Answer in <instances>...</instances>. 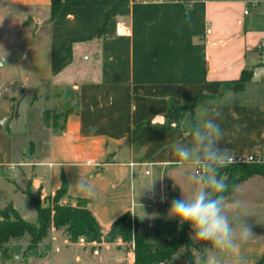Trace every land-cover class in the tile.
<instances>
[{
	"label": "crops",
	"instance_id": "0c3cea01",
	"mask_svg": "<svg viewBox=\"0 0 264 264\" xmlns=\"http://www.w3.org/2000/svg\"><path fill=\"white\" fill-rule=\"evenodd\" d=\"M1 1L34 11L38 35L47 32L42 40L49 44L48 72L40 73L32 57L33 79L71 85L76 94L75 108L62 126L48 128L47 152L37 164L33 185L54 194L66 181L69 195L87 199L104 230L127 212L143 223L141 207H146L149 191L165 199L155 209L161 220V213H169L171 202L181 197L182 185L193 190L189 174L202 186L196 165H182L172 146L192 147L190 132L206 120L220 125L219 144L229 154H264V50L259 47L264 0L248 14L244 10L252 0ZM54 6L56 14L52 11L44 19L41 12ZM81 60L83 71L76 79L72 70ZM245 70L253 76L243 89L227 87ZM199 95L203 97L193 116L179 121L167 116L173 100L185 102ZM82 181L92 186V195L77 187ZM189 233L193 243L205 249L199 262L196 253V264H211L212 245L195 238L192 228ZM145 241L152 246L166 242L147 235ZM183 252L184 247L167 264H176L179 256V264H186ZM263 255L251 264H259ZM127 259L136 264L135 250L117 258L120 263ZM3 264L27 261L16 254Z\"/></svg>",
	"mask_w": 264,
	"mask_h": 264
},
{
	"label": "rangeland",
	"instance_id": "374dc122",
	"mask_svg": "<svg viewBox=\"0 0 264 264\" xmlns=\"http://www.w3.org/2000/svg\"><path fill=\"white\" fill-rule=\"evenodd\" d=\"M52 11H42L41 15L47 19ZM35 15L30 9L11 6L0 0V210L15 204L23 218L39 225V212L30 204L29 193L38 195L41 209L53 213L56 204L78 207L79 203L64 195L57 198L55 193L44 194L33 185L37 164L47 152L49 129H59L68 111L76 105V94L71 85L38 83L32 77L29 68L32 57L35 58L31 62L38 64L40 73L48 72L46 49L49 44L42 40L47 32L38 35L39 22ZM82 71L83 60L72 72L77 79ZM46 112L49 113L48 121ZM219 174L226 178L228 185L233 178L240 176L227 168H220ZM192 186L194 189L197 184ZM181 188L186 195L192 192L191 185H182ZM235 190L232 200L227 201L233 209L229 212V220L234 225L239 221L246 222L253 236L246 241L237 239L238 248L235 250H221L208 242L212 245L209 249L211 264H251L264 251V179L255 175L238 183ZM160 206L158 204L157 208ZM141 209L144 215L139 226H136V216L131 212L129 221L133 234L137 232L144 238L145 235L151 236L156 242L174 238L176 219L170 217L167 210L161 213L160 220L155 210H148L145 206ZM148 220L153 222L152 227L147 225ZM147 229L155 232L148 234ZM66 230V227H52L48 236L37 245L31 244L28 235L13 240L8 245L10 255H21L27 264H97V261L98 264H128V259L120 263L117 258L121 254L128 256V252L135 250L134 241L126 242L121 238L110 243L104 238L101 242H87L84 238L72 242ZM109 230L103 229V234ZM156 232L160 234L159 238L155 237ZM201 248L204 254L205 249ZM196 253L200 256L197 258L199 262L203 254ZM180 259V256L176 257L174 263L179 264ZM0 264H3L2 259Z\"/></svg>",
	"mask_w": 264,
	"mask_h": 264
},
{
	"label": "trees",
	"instance_id": "16d2710c",
	"mask_svg": "<svg viewBox=\"0 0 264 264\" xmlns=\"http://www.w3.org/2000/svg\"><path fill=\"white\" fill-rule=\"evenodd\" d=\"M53 10V15L56 14V6ZM253 71H243L239 80L227 82V87H233L237 90L243 89L245 84L252 78ZM203 95L195 96L185 102L173 100L167 116L174 121H179L186 115L193 116L195 107ZM17 115V114H15ZM45 118L48 121L49 113H45ZM221 168H227L232 174L239 173V178H233L229 183L228 190L224 193L226 197L234 193L236 185L248 178L260 175L264 176V164L246 163L226 165ZM57 198L61 195L67 196L71 200L79 203L78 207L70 205H55L54 213L51 210H43L39 205V197L36 194L29 193L30 204L39 212L40 224L36 225L22 217L19 211L13 206L8 205L0 210V259L3 262L11 258L8 245L13 240H18L25 235L30 237L32 245L39 244L48 236L49 230L52 227H66V233L72 242L84 238L87 242H101L103 238L107 242H114L117 238H121L126 242L136 244V264H167L175 254L184 247V259L186 264H196V252L202 256L203 251L199 245L193 243L189 233L190 225H183L176 219L174 231L176 235L172 241L152 246L147 244L145 238L135 232L131 222V212H127L122 217L117 219L110 227L106 235L103 234V227L97 217L89 207V201L84 198H73L68 193L67 182L64 181L63 186L56 191ZM136 226H139L140 220L135 218ZM259 264H264V255L259 261Z\"/></svg>",
	"mask_w": 264,
	"mask_h": 264
},
{
	"label": "clouds",
	"instance_id": "9594fccd",
	"mask_svg": "<svg viewBox=\"0 0 264 264\" xmlns=\"http://www.w3.org/2000/svg\"><path fill=\"white\" fill-rule=\"evenodd\" d=\"M190 135L192 147L174 144L172 151L182 165L199 166L202 186H196L190 195H186L179 186L181 197L171 202L169 216L181 225L189 224L195 238L210 242L221 250H235L238 248L237 239L246 241L253 236V232L246 222L239 221L234 225L229 220V212L233 209L224 195L229 185L226 178L219 174V169L234 158L228 149L220 147L222 131L214 120H206ZM187 179L196 185L197 178L189 174ZM77 187L87 195L93 194L92 186L85 181L77 182Z\"/></svg>",
	"mask_w": 264,
	"mask_h": 264
},
{
	"label": "built area",
	"instance_id": "2783aa9c",
	"mask_svg": "<svg viewBox=\"0 0 264 264\" xmlns=\"http://www.w3.org/2000/svg\"><path fill=\"white\" fill-rule=\"evenodd\" d=\"M143 3H169V2H177L182 0H139ZM260 5V1L252 0L248 2L247 7L244 10L245 14H248L252 8H256ZM264 14V8L262 9ZM207 33L211 32L210 28H207ZM259 47L264 50V38L260 42ZM234 159L231 162L226 163L225 165H234V164H246V163H257V164H264V154H230ZM146 174L150 173L149 169H146ZM195 174L200 176L202 175L199 170V166L196 165L195 167ZM165 202V199L161 196H158L155 192L149 191L146 194V202L145 205L148 210H155L158 204ZM149 226L152 225L151 222L148 223Z\"/></svg>",
	"mask_w": 264,
	"mask_h": 264
},
{
	"label": "water",
	"instance_id": "95a60500",
	"mask_svg": "<svg viewBox=\"0 0 264 264\" xmlns=\"http://www.w3.org/2000/svg\"><path fill=\"white\" fill-rule=\"evenodd\" d=\"M2 122H0V124H1ZM161 264H165V263H161Z\"/></svg>",
	"mask_w": 264,
	"mask_h": 264
}]
</instances>
